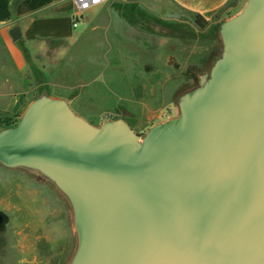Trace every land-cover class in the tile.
<instances>
[{
  "label": "water",
  "instance_id": "obj_1",
  "mask_svg": "<svg viewBox=\"0 0 264 264\" xmlns=\"http://www.w3.org/2000/svg\"><path fill=\"white\" fill-rule=\"evenodd\" d=\"M217 37L176 114L142 134L47 94L0 128V164L68 204L66 264H264V0H245Z\"/></svg>",
  "mask_w": 264,
  "mask_h": 264
},
{
  "label": "crops",
  "instance_id": "obj_2",
  "mask_svg": "<svg viewBox=\"0 0 264 264\" xmlns=\"http://www.w3.org/2000/svg\"><path fill=\"white\" fill-rule=\"evenodd\" d=\"M244 2L104 0L83 11L73 26L74 0H0V117L20 116L19 111L41 94L64 98L77 107L76 100L86 87H100L94 91L99 102L111 98L109 91L121 101V94L109 88L112 80L105 77L115 69L113 54L124 53L131 62V58L139 56L142 61L146 56L143 61L151 65L159 59V65L171 70L165 78L186 71L180 86L192 85L193 70L211 65V54L216 51L215 26ZM195 14L207 21L203 28L195 24ZM13 27L20 32L16 40L10 34ZM48 85L58 86L59 91L47 92ZM182 91L177 86L170 97L174 106ZM73 110L95 125L108 118L135 119L130 104L103 110L93 120L88 117L94 115ZM162 114L149 108L145 121H153L150 126L164 120ZM131 127L138 130L134 124Z\"/></svg>",
  "mask_w": 264,
  "mask_h": 264
},
{
  "label": "rangeland",
  "instance_id": "obj_3",
  "mask_svg": "<svg viewBox=\"0 0 264 264\" xmlns=\"http://www.w3.org/2000/svg\"><path fill=\"white\" fill-rule=\"evenodd\" d=\"M215 43L216 52L211 54V64L216 58L215 54L219 55L220 52L217 36ZM127 57L124 53L113 54L115 69L105 73V77L112 80L109 88L121 94V101L117 94L109 91L111 98L99 102L95 99L94 91L100 87H86L76 100L77 107H70L77 108L83 114L94 115L88 117L93 120L98 119L95 116L102 114L103 110L130 104L135 119L129 116L123 118L131 126L134 124L138 129L135 131L142 134L153 122L145 121L148 109L162 111L164 119L175 115L176 108L174 102L169 101L170 97L177 86L179 90H185L191 85L180 86L187 75L186 71L182 73V70H178L170 78H165L171 70L159 65V59L151 65L143 61L148 58L146 56L142 61H138L139 56L135 60L131 58L132 62ZM207 70L194 69L192 85L197 82V75ZM44 90L52 94L58 92L59 88L48 85ZM37 95L38 92L34 94ZM13 119L0 117V128L1 122ZM145 122L146 125H142ZM73 246L70 209L53 185L38 179L32 172L0 164V264H66Z\"/></svg>",
  "mask_w": 264,
  "mask_h": 264
},
{
  "label": "built area",
  "instance_id": "obj_4",
  "mask_svg": "<svg viewBox=\"0 0 264 264\" xmlns=\"http://www.w3.org/2000/svg\"><path fill=\"white\" fill-rule=\"evenodd\" d=\"M104 0H74L76 12L72 17V25L76 26L79 22L80 18L82 17L83 11L88 9L91 6L97 5Z\"/></svg>",
  "mask_w": 264,
  "mask_h": 264
},
{
  "label": "trees",
  "instance_id": "obj_5",
  "mask_svg": "<svg viewBox=\"0 0 264 264\" xmlns=\"http://www.w3.org/2000/svg\"><path fill=\"white\" fill-rule=\"evenodd\" d=\"M228 16H229V15H228ZM194 22H195V24H196L197 26H199L200 28H203V27L206 25V23H207V21H206L205 19H203V18H202L200 15H198V14H195V15H194ZM218 27H219V24H217V25L215 26L216 30H218ZM215 52H216V51H215ZM215 56H216V58L218 57L217 53L215 54ZM216 58H214V60H215ZM18 117H19V116H17L16 118H14L13 120H10V121L5 120V121L1 122V126H2V127H8V126H12V125H14V124L16 123ZM2 127H1V128H2Z\"/></svg>",
  "mask_w": 264,
  "mask_h": 264
},
{
  "label": "flooded vegetation",
  "instance_id": "obj_6",
  "mask_svg": "<svg viewBox=\"0 0 264 264\" xmlns=\"http://www.w3.org/2000/svg\"><path fill=\"white\" fill-rule=\"evenodd\" d=\"M141 134V132H139Z\"/></svg>",
  "mask_w": 264,
  "mask_h": 264
}]
</instances>
